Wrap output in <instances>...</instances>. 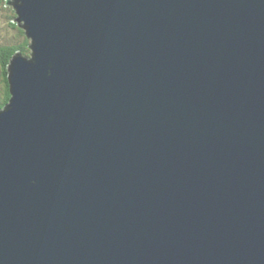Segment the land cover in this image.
Returning <instances> with one entry per match:
<instances>
[{
	"label": "water",
	"instance_id": "water-1",
	"mask_svg": "<svg viewBox=\"0 0 264 264\" xmlns=\"http://www.w3.org/2000/svg\"><path fill=\"white\" fill-rule=\"evenodd\" d=\"M6 3L0 264H264V0Z\"/></svg>",
	"mask_w": 264,
	"mask_h": 264
},
{
	"label": "trees",
	"instance_id": "trees-1",
	"mask_svg": "<svg viewBox=\"0 0 264 264\" xmlns=\"http://www.w3.org/2000/svg\"><path fill=\"white\" fill-rule=\"evenodd\" d=\"M7 0H0V19L3 15L9 14L8 19L16 20L17 13L14 7L7 5ZM10 26V25H9ZM7 34H11V40L0 37V108L7 106L12 98L11 82L9 67L12 63L13 57L20 53L26 58H31L33 50L31 49L32 40L27 36L18 23H11V27L6 29ZM14 32H17L16 37L23 39L24 43L20 44L13 40ZM19 41V40H18Z\"/></svg>",
	"mask_w": 264,
	"mask_h": 264
},
{
	"label": "rangeland",
	"instance_id": "rangeland-1",
	"mask_svg": "<svg viewBox=\"0 0 264 264\" xmlns=\"http://www.w3.org/2000/svg\"><path fill=\"white\" fill-rule=\"evenodd\" d=\"M7 16L9 17V14L3 15L2 19H0V37H3L4 39H7V40H11L12 35L9 33L7 34L6 29L11 27V23H13L15 19L13 18V20H12V18H11L9 20ZM15 23H17V22H15ZM14 34H15V36L13 35V40L15 42L20 43V44L24 43L23 39H18V37H16L17 32H14Z\"/></svg>",
	"mask_w": 264,
	"mask_h": 264
},
{
	"label": "clouds",
	"instance_id": "clouds-1",
	"mask_svg": "<svg viewBox=\"0 0 264 264\" xmlns=\"http://www.w3.org/2000/svg\"><path fill=\"white\" fill-rule=\"evenodd\" d=\"M6 106H4V107H2V108H0V110H2L3 108H5Z\"/></svg>",
	"mask_w": 264,
	"mask_h": 264
}]
</instances>
